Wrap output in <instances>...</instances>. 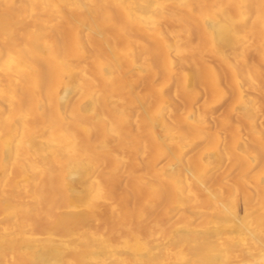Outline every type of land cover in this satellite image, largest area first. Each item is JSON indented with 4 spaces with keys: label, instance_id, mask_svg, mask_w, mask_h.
Listing matches in <instances>:
<instances>
[{
    "label": "bare ground",
    "instance_id": "1",
    "mask_svg": "<svg viewBox=\"0 0 264 264\" xmlns=\"http://www.w3.org/2000/svg\"><path fill=\"white\" fill-rule=\"evenodd\" d=\"M0 264H264V0H0Z\"/></svg>",
    "mask_w": 264,
    "mask_h": 264
},
{
    "label": "rangeland",
    "instance_id": "2",
    "mask_svg": "<svg viewBox=\"0 0 264 264\" xmlns=\"http://www.w3.org/2000/svg\"><path fill=\"white\" fill-rule=\"evenodd\" d=\"M255 63H257V61H255ZM202 98H204L203 96H202ZM200 100H201V98H200ZM201 101H203V100H201ZM200 103V102H199ZM220 106V105H219ZM219 106H217V107H219ZM221 108V107H220ZM221 109H223V105H222V108ZM220 109V110H221ZM218 110H219V108L217 109L216 108V110L214 109V111L216 112L217 111V113H218ZM222 111V110H221ZM221 111H219V112H221ZM217 113H215V115H217ZM213 125H215L214 123L212 124V126L211 127H213ZM216 126H214V128H215ZM112 133V135L114 136L115 134H114V132H111ZM238 207H237V210H238V213L239 214H242L244 211V206H243V204H242V201L240 200L239 202H238V205H237Z\"/></svg>",
    "mask_w": 264,
    "mask_h": 264
}]
</instances>
